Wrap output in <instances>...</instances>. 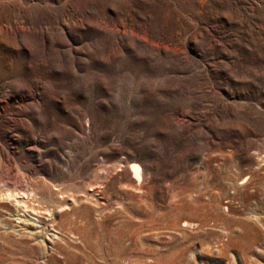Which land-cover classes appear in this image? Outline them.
Returning a JSON list of instances; mask_svg holds the SVG:
<instances>
[{"label": "rangeland", "instance_id": "obj_1", "mask_svg": "<svg viewBox=\"0 0 264 264\" xmlns=\"http://www.w3.org/2000/svg\"><path fill=\"white\" fill-rule=\"evenodd\" d=\"M0 264H264V0H0Z\"/></svg>", "mask_w": 264, "mask_h": 264}, {"label": "bare ground", "instance_id": "obj_2", "mask_svg": "<svg viewBox=\"0 0 264 264\" xmlns=\"http://www.w3.org/2000/svg\"><path fill=\"white\" fill-rule=\"evenodd\" d=\"M132 171H133V174H134V179L136 180V182L138 183V184H142L143 183V181H144V170L142 169V167L141 166H139V165H134V166H132ZM146 173V172H145ZM12 194V193H11ZM10 193H9V196H8V198L10 197V199H11V197H16V195H11ZM17 194V193H16ZM19 195V194H18ZM23 197H26V194H21ZM28 196V195H27ZM22 197V198H23ZM7 198V197H6ZM29 198V197H28ZM18 199H19V197H18ZM20 199H21V196H20ZM23 200V199H22ZM24 201V200H23ZM17 203H19V201H17ZM26 203V202H25ZM28 203V202H27ZM24 205V204H23ZM22 205V206H23ZM27 205V204H26ZM26 209V208H25ZM24 210V209H23ZM33 211V210H32ZM31 211V212H32ZM23 212H25L26 213V210L25 211H23ZM28 212V211H27ZM30 212V211H29ZM24 213V215H23V217H26V214ZM28 217V216H27ZM30 217V216H29Z\"/></svg>", "mask_w": 264, "mask_h": 264}]
</instances>
